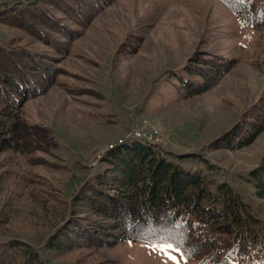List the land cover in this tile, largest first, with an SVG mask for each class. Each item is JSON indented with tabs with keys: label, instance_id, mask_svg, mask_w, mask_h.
Segmentation results:
<instances>
[{
	"label": "rangeland",
	"instance_id": "1",
	"mask_svg": "<svg viewBox=\"0 0 264 264\" xmlns=\"http://www.w3.org/2000/svg\"><path fill=\"white\" fill-rule=\"evenodd\" d=\"M37 2L0 0V17ZM13 38L27 43L0 24V40ZM193 53L233 59V67L205 95L178 100L168 79ZM61 65V86L25 108L40 150L31 162L0 157V243H25L40 251L47 264H173L142 242L119 244L107 254L45 250L69 218L73 196L103 171L105 154L137 130L152 136L153 145L166 154H193L207 161L214 178L241 194L253 216L264 220V199H257L247 182L264 157V132L241 150L220 145L226 133L264 105V37L240 30L222 4L114 0ZM199 158L181 166L202 170ZM169 251L175 264H187L174 249Z\"/></svg>",
	"mask_w": 264,
	"mask_h": 264
},
{
	"label": "trees",
	"instance_id": "2",
	"mask_svg": "<svg viewBox=\"0 0 264 264\" xmlns=\"http://www.w3.org/2000/svg\"><path fill=\"white\" fill-rule=\"evenodd\" d=\"M240 30L264 37V0H216ZM114 0H38L12 8L0 24L27 41L0 40V157L31 162L36 134L24 117L26 105L61 86L62 61L90 24ZM128 47L127 49H130ZM233 59L191 54L171 70L168 81L178 100L208 93L232 70ZM220 140L241 150L264 132V105L256 106ZM35 128H39L36 126ZM41 147V146H40ZM193 154H166L135 139L122 142L103 158L102 172L73 196L69 218L50 236L45 250L61 255L79 250L107 254L122 243L166 244L187 264H264V220L253 216L241 194L218 182L213 168L185 170ZM14 160H9V164ZM206 171V172H205ZM247 182L264 199V157ZM1 183V180H0ZM0 264H47L31 246L0 243ZM107 264H117L111 261Z\"/></svg>",
	"mask_w": 264,
	"mask_h": 264
},
{
	"label": "snow or ice",
	"instance_id": "3",
	"mask_svg": "<svg viewBox=\"0 0 264 264\" xmlns=\"http://www.w3.org/2000/svg\"><path fill=\"white\" fill-rule=\"evenodd\" d=\"M151 251L154 253H161L165 259L172 261L175 264L176 257L171 254L169 250H173V245L170 243L166 244H149Z\"/></svg>",
	"mask_w": 264,
	"mask_h": 264
},
{
	"label": "bare ground",
	"instance_id": "4",
	"mask_svg": "<svg viewBox=\"0 0 264 264\" xmlns=\"http://www.w3.org/2000/svg\"><path fill=\"white\" fill-rule=\"evenodd\" d=\"M142 124L144 125H147V122L144 121ZM145 127V126H144ZM140 128V127H139ZM138 128V129H139ZM156 129V128H154ZM149 132V131H148ZM154 132V131H153ZM151 133V132H149ZM148 133V134H149ZM133 136H132V139H135L137 141H140L141 143H145V144H148L150 146H154L153 143L155 141V139H153L152 136H149L147 135L146 133H144V131H140V130H137V131H133ZM154 135V134H153ZM158 135V134H157ZM154 147H157V146H154ZM158 148V147H157ZM94 165V164H93Z\"/></svg>",
	"mask_w": 264,
	"mask_h": 264
},
{
	"label": "built area",
	"instance_id": "5",
	"mask_svg": "<svg viewBox=\"0 0 264 264\" xmlns=\"http://www.w3.org/2000/svg\"><path fill=\"white\" fill-rule=\"evenodd\" d=\"M133 136V134H131V136L130 137H132Z\"/></svg>",
	"mask_w": 264,
	"mask_h": 264
}]
</instances>
